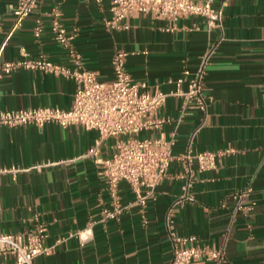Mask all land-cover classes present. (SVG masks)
<instances>
[{
    "label": "crops",
    "instance_id": "1",
    "mask_svg": "<svg viewBox=\"0 0 264 264\" xmlns=\"http://www.w3.org/2000/svg\"><path fill=\"white\" fill-rule=\"evenodd\" d=\"M226 1L224 37L205 19L184 16L177 22L148 13L132 15L121 27L110 23V0H41L16 29L12 6L0 0V61L25 55L72 66L66 50L53 38L51 12L78 29L73 46L99 78H114L113 57L127 53L126 69L151 92L177 90L185 68L196 69L200 56L213 48L206 84L207 114L181 113L182 100L170 95L158 115L167 121L140 137L173 141L175 155L187 149L232 151L217 168L186 172L173 161L157 186L155 198L136 203L126 182L119 186L123 205L119 220L102 221L111 196L94 157L86 155L98 133L78 125L55 123L0 126V233H23L43 224L53 252L36 264H169L173 257L170 230L192 236L207 249L224 252L221 264H264V0ZM37 21L42 32L35 36ZM187 81L182 88L187 89ZM74 80L33 70H19L0 83V108L72 106ZM194 135V136H193ZM107 139L101 156L114 152ZM242 207V208H240ZM13 259L0 256V264ZM194 264H209L206 259Z\"/></svg>",
    "mask_w": 264,
    "mask_h": 264
},
{
    "label": "built area",
    "instance_id": "2",
    "mask_svg": "<svg viewBox=\"0 0 264 264\" xmlns=\"http://www.w3.org/2000/svg\"><path fill=\"white\" fill-rule=\"evenodd\" d=\"M90 1V0H85ZM101 4L104 0H92ZM41 0H15L12 13L15 17L14 29L20 27L39 6ZM226 1L215 5L214 0H110L112 26L121 27L126 18L139 13H148L157 18L177 22L184 16H198L205 19L209 29L220 31L224 37V8ZM50 29L54 40L65 48L72 66L54 62L44 55L30 57L25 55L17 60L0 61V83L3 77L19 70H33L69 78L76 83L72 106L63 109L54 106L27 107L15 110L0 108V126L10 127L36 125L44 127L55 123L64 128L78 125L98 133L95 145L86 155L92 156L100 165L101 173L111 196L110 206L102 211V221L119 220L126 206L119 193L122 182L129 184L135 194L136 203L145 206L149 198H155L157 186L165 179L173 161L184 164L186 172L193 173L196 168L203 172L217 168L220 157L232 151H202L193 153L187 149L175 155L173 141L163 136L140 137L146 131L160 128L167 119L158 115L159 109L170 95L182 100L181 113L197 109L207 114L210 96L206 75L211 63L213 48L205 51L192 72L185 68L176 80L177 90L171 93L151 92L146 81L134 80L126 69L127 53L116 52L113 57L114 78L104 81L96 71L88 69L82 54L73 46L78 29L69 30L61 20L58 5L51 12ZM42 25L37 21L34 33L39 37ZM187 81V89L182 84ZM194 136V135H193ZM109 138H115L114 152L109 157L101 156V148ZM242 208V207H240ZM173 241V257L169 264H194L206 259L209 264H221L224 252L207 249L195 243L192 236L178 235L170 230ZM48 233L43 224L23 233H0V256H12L4 264H36V259L48 255L59 244L47 245Z\"/></svg>",
    "mask_w": 264,
    "mask_h": 264
}]
</instances>
